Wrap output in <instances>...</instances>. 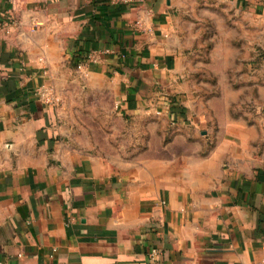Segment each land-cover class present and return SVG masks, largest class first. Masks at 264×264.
Here are the masks:
<instances>
[{
	"label": "crops",
	"instance_id": "crops-1",
	"mask_svg": "<svg viewBox=\"0 0 264 264\" xmlns=\"http://www.w3.org/2000/svg\"><path fill=\"white\" fill-rule=\"evenodd\" d=\"M236 1L264 28V0ZM186 7L0 0V264H264L254 128L172 155L104 153L84 132L78 94L111 90L133 120L173 108L158 87L186 54Z\"/></svg>",
	"mask_w": 264,
	"mask_h": 264
},
{
	"label": "rangeland",
	"instance_id": "rangeland-1",
	"mask_svg": "<svg viewBox=\"0 0 264 264\" xmlns=\"http://www.w3.org/2000/svg\"><path fill=\"white\" fill-rule=\"evenodd\" d=\"M181 14L188 43L168 88L162 108L133 120L115 106L113 91L76 95L84 102V132L104 153L131 155L134 149L154 153H187L215 148L227 129L254 128L264 149V28L258 17L236 0H186ZM159 101V100H158ZM79 103V102H78ZM81 103V102H80ZM99 103V104H96ZM237 128V129H236Z\"/></svg>",
	"mask_w": 264,
	"mask_h": 264
},
{
	"label": "built area",
	"instance_id": "built-area-1",
	"mask_svg": "<svg viewBox=\"0 0 264 264\" xmlns=\"http://www.w3.org/2000/svg\"><path fill=\"white\" fill-rule=\"evenodd\" d=\"M123 1L127 3L133 0H123ZM109 52H110L109 48L102 49V50H92L87 54V56H85V59L90 60V61H97L98 59L101 58L102 54L109 53ZM81 65L82 63L79 66Z\"/></svg>",
	"mask_w": 264,
	"mask_h": 264
}]
</instances>
